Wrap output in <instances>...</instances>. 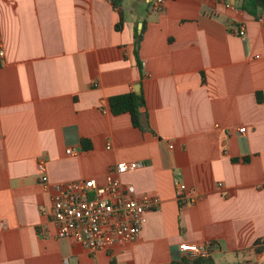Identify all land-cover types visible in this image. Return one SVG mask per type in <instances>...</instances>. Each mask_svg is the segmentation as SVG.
<instances>
[{
	"label": "crops",
	"instance_id": "crops-1",
	"mask_svg": "<svg viewBox=\"0 0 264 264\" xmlns=\"http://www.w3.org/2000/svg\"><path fill=\"white\" fill-rule=\"evenodd\" d=\"M153 2L122 0L117 31L110 0H0V264H171L181 243L264 264L251 250L264 237V23L237 0ZM129 92L141 128L111 113ZM122 162L142 166L121 181L160 201L137 239L90 253L58 238L53 188L103 185Z\"/></svg>",
	"mask_w": 264,
	"mask_h": 264
},
{
	"label": "built area",
	"instance_id": "built-area-1",
	"mask_svg": "<svg viewBox=\"0 0 264 264\" xmlns=\"http://www.w3.org/2000/svg\"><path fill=\"white\" fill-rule=\"evenodd\" d=\"M164 0H154L153 9L161 11ZM227 7L231 5L227 4ZM261 16L260 21L264 23ZM242 37L245 30L240 26L237 31ZM3 52L0 50V57ZM245 128L239 129L244 133ZM170 148H172L170 146ZM66 154L74 156L75 149H67ZM140 163H117L111 166L103 185L95 179L69 181L56 185L51 197L49 217L56 229L58 238L72 239L81 247L94 253L107 250L114 245L133 242L139 236L148 212L160 203L159 199L147 194L138 195L135 188L121 181V176L139 169ZM39 180L45 184L48 180L44 160L37 163ZM180 192L185 186L177 184ZM195 199L190 201L194 203ZM183 257L188 259L205 258L215 250L212 243L178 246ZM63 264H68L67 260Z\"/></svg>",
	"mask_w": 264,
	"mask_h": 264
},
{
	"label": "trees",
	"instance_id": "trees-1",
	"mask_svg": "<svg viewBox=\"0 0 264 264\" xmlns=\"http://www.w3.org/2000/svg\"><path fill=\"white\" fill-rule=\"evenodd\" d=\"M238 9L245 12L249 16L258 19L260 18L259 12L264 13V0H237ZM112 6L116 8L118 13V22L115 25V29L120 31L124 23V8L122 0H110ZM142 33L135 35V56L137 57V50L142 38ZM137 64L140 66L139 60ZM256 101L261 103L263 101L262 93H256ZM109 107L113 115L129 114L132 124L141 128V113L140 110L144 107V99L142 95L135 92H129L124 95L115 96L109 99ZM264 248V237L256 240L251 248L255 253H260ZM113 264V262L111 263ZM171 264H215L214 259L210 256L205 258L188 259L182 257L179 261H174Z\"/></svg>",
	"mask_w": 264,
	"mask_h": 264
},
{
	"label": "rangeland",
	"instance_id": "rangeland-1",
	"mask_svg": "<svg viewBox=\"0 0 264 264\" xmlns=\"http://www.w3.org/2000/svg\"><path fill=\"white\" fill-rule=\"evenodd\" d=\"M216 264H237L238 262H241V258L237 261L235 256H216L215 258Z\"/></svg>",
	"mask_w": 264,
	"mask_h": 264
},
{
	"label": "water",
	"instance_id": "water-1",
	"mask_svg": "<svg viewBox=\"0 0 264 264\" xmlns=\"http://www.w3.org/2000/svg\"><path fill=\"white\" fill-rule=\"evenodd\" d=\"M262 15H263V12H262V11H260V12H259V16H262Z\"/></svg>",
	"mask_w": 264,
	"mask_h": 264
}]
</instances>
